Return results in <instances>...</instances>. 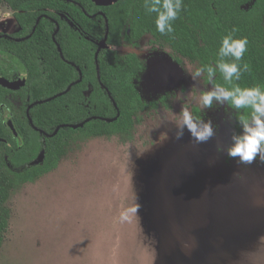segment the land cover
<instances>
[{
    "label": "rangeland",
    "instance_id": "rangeland-1",
    "mask_svg": "<svg viewBox=\"0 0 264 264\" xmlns=\"http://www.w3.org/2000/svg\"><path fill=\"white\" fill-rule=\"evenodd\" d=\"M2 10L12 18L0 33L12 35L13 11ZM120 51L145 62L143 99L164 101L130 137L78 141L54 170L13 192L0 264H264V164L240 165L217 152L234 126L226 109L199 107L206 77L193 87L188 74L199 66L177 62L150 37ZM181 89L194 116L218 126L207 143L195 144L187 130L176 138ZM134 196L138 217L121 223Z\"/></svg>",
    "mask_w": 264,
    "mask_h": 264
},
{
    "label": "trees",
    "instance_id": "trees-1",
    "mask_svg": "<svg viewBox=\"0 0 264 264\" xmlns=\"http://www.w3.org/2000/svg\"><path fill=\"white\" fill-rule=\"evenodd\" d=\"M143 3L0 0L20 28L13 36L0 33V74L10 81L26 76L15 91L0 84V138L9 141L0 142V247L10 228L13 192L54 170L78 141L130 137L142 117L164 101L143 99L145 62L121 48L150 37V45L169 49L177 62L200 66L215 62L221 38L235 27L237 37L249 40L242 63L250 70L241 86L264 83V0H184L174 37L156 31L155 14H146ZM217 82L224 83L219 74ZM3 106L10 109L20 143Z\"/></svg>",
    "mask_w": 264,
    "mask_h": 264
},
{
    "label": "clouds",
    "instance_id": "clouds-1",
    "mask_svg": "<svg viewBox=\"0 0 264 264\" xmlns=\"http://www.w3.org/2000/svg\"><path fill=\"white\" fill-rule=\"evenodd\" d=\"M143 8L146 14H155L156 31L167 37H174L175 22L186 10L184 0H144ZM11 18L10 10L0 11V23ZM237 32L238 29L233 27L221 38L214 63L201 64L188 74L194 82L193 87L204 83L202 78L206 77L208 87L199 90V107L209 110L215 105L226 109L228 122L234 126L230 143L227 147H217V152L235 159L240 165H252L254 162L264 164V83L241 86L244 73L250 70L249 64L242 63L249 40L247 37H237ZM218 74L224 83L217 82ZM175 96L181 104V110L175 114L177 118L172 122L176 138L181 139L185 130L197 145L216 137L218 126L214 125L212 119L194 116L185 105V90H179ZM9 115L10 109L5 108V122ZM139 209L140 205L134 196L128 206L119 212V221L131 223L138 217ZM258 240L264 241V235L259 236ZM193 248L183 244L186 251L190 252Z\"/></svg>",
    "mask_w": 264,
    "mask_h": 264
},
{
    "label": "water",
    "instance_id": "water-1",
    "mask_svg": "<svg viewBox=\"0 0 264 264\" xmlns=\"http://www.w3.org/2000/svg\"><path fill=\"white\" fill-rule=\"evenodd\" d=\"M92 1L99 6H109V5L115 4L119 0H92ZM104 46H105V43L100 44L101 48ZM23 83H24L23 78L20 79L19 81H10V80H8L5 77L0 75V84L3 87L8 88L10 90H17ZM9 124L14 129L12 122H9ZM80 126H82V125L74 126V128H78ZM42 160H43V155L40 156V158L37 160L36 163H40V162H42Z\"/></svg>",
    "mask_w": 264,
    "mask_h": 264
},
{
    "label": "flooded vegetation",
    "instance_id": "flooded-vegetation-1",
    "mask_svg": "<svg viewBox=\"0 0 264 264\" xmlns=\"http://www.w3.org/2000/svg\"><path fill=\"white\" fill-rule=\"evenodd\" d=\"M97 5V4H96ZM99 6V5H98ZM100 7H106V6H100ZM13 16H14V12H13ZM14 18H15V16H14ZM61 18L62 19H65V15H62L61 16ZM67 19V18H66ZM15 21H16V24H17V26H18V28H17V30L12 34V35H8V34H4V33H2L4 36H6V37H8V36H13V35H15L16 33H18L19 32V30H20V28H19V25H18V22H17V20H16V18H15ZM71 25H73L72 23H71ZM58 29H59V26H58ZM25 39V38H24ZM24 39H20L19 38V40H24ZM100 44L101 43H99V46H100ZM1 75V74H0ZM2 76V75H1ZM23 78V80H24V83H25V81H26V76L25 75H23V76H21L18 80H16V81H19L20 79H22ZM23 83V84H24ZM22 84V85H23ZM21 85V86H22ZM15 91V90H14ZM5 106H3V113H4V116H5ZM7 122H8V125H9V127L11 128V130L13 131V133H14V135H15V137L17 138V140H18V142L20 143L21 141H22V138H20V135L18 134V132L15 130V128L13 129L11 126H10V124H9V122H12L10 119H8L7 118ZM13 124V123H12ZM12 141H14V140H12ZM0 142H2V143H9V141L7 140V139H3V138H0Z\"/></svg>",
    "mask_w": 264,
    "mask_h": 264
}]
</instances>
